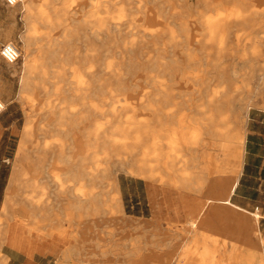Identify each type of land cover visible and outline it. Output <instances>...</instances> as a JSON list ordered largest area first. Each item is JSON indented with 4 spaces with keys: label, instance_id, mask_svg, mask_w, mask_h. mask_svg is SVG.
Returning a JSON list of instances; mask_svg holds the SVG:
<instances>
[{
    "label": "bare ground",
    "instance_id": "1",
    "mask_svg": "<svg viewBox=\"0 0 264 264\" xmlns=\"http://www.w3.org/2000/svg\"><path fill=\"white\" fill-rule=\"evenodd\" d=\"M18 5H22L28 30L24 35L25 53L21 54L25 62L19 95V101L28 106V122L18 154L22 159L34 158L35 169L25 168L15 181L13 190L7 191L0 210L1 217L6 219L12 212L18 225L28 227L33 238L43 237L36 231L46 233L51 229H60L67 237L72 235L76 239L74 244L65 237L55 246V254L59 253L62 258L59 264H112L109 256L114 258L115 263L123 259V264H161L155 232L161 226L171 227L169 215L173 207L168 204L170 199L175 197L177 202L188 200L187 195L193 188L187 175L188 156L197 153L200 162L208 163L199 167L198 173L203 175L205 170H210L218 188V191L209 192L207 200L198 202L197 210L201 212L210 204L213 211L246 224L244 239L253 238L257 243L262 240L255 231L260 214L249 213L231 202L242 168L244 121L252 102L250 95L240 100L233 111V118H217L223 105L233 110L230 99L221 100L219 90L210 93L209 117L192 122L186 114L175 116L183 101L175 103L174 99L186 98L191 89L185 86L188 73L175 69L173 66L178 62L171 60L157 65L166 68L161 70L163 80L156 87L154 96L158 106L153 108L148 94L140 100L132 96L136 90L143 88V69L154 65L149 59L144 60V47L134 46L133 43L129 47H124L125 44L117 47L130 50L119 53L118 61L105 62L100 56H95L93 61L99 70L88 72V82L79 74L70 79L64 69L60 72L47 69L55 63L51 43L36 46V24L53 25L46 9L39 0H21ZM256 16L261 17L263 25L260 28L264 29V6L259 5L251 15ZM258 39L257 35L251 38L254 52L259 48ZM44 47L48 48V52L42 55L45 57L39 64L35 63L33 52L40 53ZM33 74L41 80L38 85L30 84ZM105 75L109 77L107 86L103 83ZM52 79L58 85L51 84ZM98 93L106 94L101 101H110V105L106 104L108 110H100L89 100ZM44 99L45 102L42 101ZM97 113L107 116L101 142L97 140L95 126L98 123L92 124L91 120ZM151 121L156 126L149 130L146 127ZM52 133L60 137L59 142L45 140ZM40 138H44L42 143ZM149 138L154 149H140L150 141ZM99 143L103 149H94ZM180 171L182 173L178 174ZM130 191L131 195L146 201L148 209L146 213H141V218L126 213ZM179 204L176 210L181 208L182 204ZM40 215L44 218L41 225L36 219ZM124 225L133 228V231L139 228L138 231L144 232V235L140 239L138 235L122 233ZM180 225L179 229L188 227L195 231L197 238L183 245L176 255V262L164 264H206V259L213 258L218 251L220 241L224 246L227 240L237 242L239 236L221 234L220 230L227 229L223 219L217 222L189 220ZM20 234L19 238L15 237L14 230L10 228L11 247L16 246L23 257L33 258L38 249H45ZM129 240L133 243L128 244ZM85 243L92 245L86 253L83 250ZM256 252L264 258L260 245L246 247L242 254L243 263H252ZM91 258L98 260L91 263ZM261 262L264 264V260Z\"/></svg>",
    "mask_w": 264,
    "mask_h": 264
},
{
    "label": "rangeland",
    "instance_id": "2",
    "mask_svg": "<svg viewBox=\"0 0 264 264\" xmlns=\"http://www.w3.org/2000/svg\"><path fill=\"white\" fill-rule=\"evenodd\" d=\"M2 3L4 4L3 1ZM39 3L46 9L50 20L53 22L52 26L44 23L36 24L38 30L36 46L51 43V48L54 52L52 59L55 63L47 66V69L58 72L64 69L70 79H73L74 75L79 74L84 78V81L88 82V72L95 69L99 70L93 61L95 56H100L105 62L118 61L119 53L130 52V50L117 47H123L124 44V47H129L133 43L134 46H143L144 60L149 59L154 63L152 67L143 69L142 76L144 81L141 83L143 88L136 90V93L132 95L137 100L144 98L143 95L148 94L150 96L149 103H152L151 106L153 108L158 106L154 96L157 90L156 87L163 80L161 70L165 69L166 66L158 67L157 65L160 62L168 63L171 60H176L178 65L173 67L188 73L189 77L185 82V86L190 87L191 92L186 98L174 99L175 103L182 101L184 103H181L175 116L186 114L192 119V122L201 121L209 117L211 112L208 107V100H210V93L214 90L221 92V100L230 99L233 104L232 111L229 110L227 105H223L221 111L217 114V118L226 116L233 118L235 116L233 111L236 110L240 100L246 95H250L252 98L250 110H264V82L262 79L264 78V29L260 28L263 25V21L260 16V18L258 16H256L257 18L251 17L259 5L264 6V0H39ZM3 8L6 14L4 15L3 13V15L7 20L0 23V34L5 35V40L0 43V47L4 43L12 42L19 48L23 56L26 49L24 35L27 34L25 31L28 30L27 22L22 13V5L8 7L4 4ZM10 19H16L17 25L10 26L8 24ZM255 35L259 38V48L256 52L252 49L251 41V38L255 37ZM43 49L40 53L33 52L35 63L39 64L40 60L44 59L45 56L42 55L48 52V48L44 47ZM133 51H135V48ZM115 53L117 54L115 55ZM24 62L21 57L16 64L8 65L0 56V99L6 105L4 113L17 109L21 113L18 127V149H15V156L9 162L7 171L4 172V174H9L7 191L13 190L16 180L20 178L25 168L35 169L34 158L22 159L18 154L24 128L28 122V106L19 101L21 80L24 76ZM59 62L62 64H58ZM35 75H32L31 85H38L41 82L39 78H35ZM103 78L106 80L102 82L107 86L109 84L108 75ZM51 82L53 85H58V82L54 79ZM97 95H92L89 100L97 105L100 110H108L109 107L106 104L110 105L111 103L108 100H106V103L104 102L103 99L105 98L103 96L106 94L101 95V93H98ZM93 97L95 100H92L94 99ZM101 98H103L102 101L106 107L101 104ZM183 99L186 100L187 104ZM11 101H14L13 104L8 106ZM42 101L45 102V99ZM91 120H93L92 124L98 123L95 126L97 128V140L101 142L107 116H100L97 113L93 115ZM145 121L147 120L145 119ZM152 122H150L149 127H146L147 129L152 130L155 128L156 124ZM245 124H247V117L244 121L246 128ZM143 130L145 131L146 129ZM146 136L150 137L151 135L147 134ZM59 138V136L57 138L55 133L54 135L52 133L47 138L45 137V140L49 143L51 141L57 143ZM143 138L148 137L144 136ZM204 138L207 140V136ZM50 139L52 140L49 141ZM43 140L44 138H40V143ZM151 142L152 139L141 146L140 149H154ZM94 149L103 148L99 143V145L96 144L94 146ZM198 155L194 153L193 155L189 154L191 157L188 156L187 175L190 182L193 183V188L189 191L187 198H203L207 200L209 192L218 191V188L210 170H205L203 175L198 173L200 171L199 167H205L208 164L206 161L200 162L197 159ZM152 162L151 165L154 166L155 162ZM180 173L182 172L180 171L178 174ZM157 180L160 181L159 179ZM195 183H201V185L198 187ZM5 194L6 191L4 196ZM33 195L44 198L41 194L34 193ZM127 197L126 213L128 215L135 214L141 218V213H146L148 209L145 205L146 201L138 196L131 195V191ZM187 201L179 202L183 204L184 208L188 204L194 205V203ZM176 202L177 198L175 197L168 201V204L173 207V211L169 215L171 227L161 226L155 232V241L158 245L157 251L161 254V264L176 262V255L183 245L197 238L195 231L188 227L185 229H179V227L181 223L185 224L189 220L198 219H207L211 222L223 219L227 224V229L220 230L221 234L234 235V237L239 235L237 242L227 240L225 245L221 246L223 242L220 241V246L217 248L218 251L213 258L206 259V264H223L222 258L233 257H240L243 262V251L241 248L244 249L246 243L249 242V239H244L243 237V232L247 228L244 222L213 211L210 204L206 205L201 212L197 210V214L194 217L181 218L176 210L179 202ZM178 209L180 208L178 207ZM172 213L178 217H172ZM36 219L39 225L44 223L43 216L40 215ZM0 224L2 225L0 233V264H17L16 262L12 263L5 252L7 247L9 249L16 248V246L11 247L10 228L14 230L15 237L19 238L20 233H22L25 238H30L34 243L45 247V249L37 250L38 252L34 255L35 261H39L42 264H59L62 261L60 254H55L54 252L55 246L63 238L67 237L62 230L51 229L49 232L46 231V233L36 231L37 235L43 237L33 238L29 234L30 230L28 227L18 225L17 218L12 212L6 219L0 216ZM129 228L124 225V227H121V232L128 233L129 236H140V239L144 235V232L138 231L139 228L137 229L138 232L136 230L133 231V228ZM256 230L257 227H255ZM210 234L212 235V233ZM92 235L90 234L89 236ZM67 238L69 243H75L76 239L72 235ZM262 240L258 242L260 247L264 243L263 238ZM127 243L133 242L129 240ZM91 246V244L85 243L83 245L84 252H89V247ZM108 259L112 264H123L124 262L121 259L115 263L114 258L111 256ZM97 260L96 258H91L90 262L94 263ZM261 261L260 264H262Z\"/></svg>",
    "mask_w": 264,
    "mask_h": 264
},
{
    "label": "crops",
    "instance_id": "3",
    "mask_svg": "<svg viewBox=\"0 0 264 264\" xmlns=\"http://www.w3.org/2000/svg\"><path fill=\"white\" fill-rule=\"evenodd\" d=\"M3 7L4 4L1 1L0 23L7 20L4 16L6 14ZM8 24L16 26L17 20L10 19ZM4 36L0 34V43L5 40ZM13 102H9L8 106H11ZM20 114V110L17 109L0 115V210L3 206L2 203L5 201L6 194L4 196V193L5 191L7 193L6 187L9 180V174H4V172L7 171L9 162L15 156V149H18ZM245 125L242 168L238 183L231 197V202L249 213L258 212L260 214L256 232L264 239V110L251 109L247 116V124ZM188 199L189 201L187 202L194 203V205L188 204L184 208L182 204L183 207L181 206L177 210L181 218L194 217L197 214V203L204 200L190 197ZM171 216L178 217L173 213ZM253 245H258V243L253 238H250L249 242L246 243V247H252ZM260 248L264 251V245ZM244 249L241 248L242 251ZM5 252L12 263L42 264L39 261H35L34 257H23L22 253L12 248L9 249L7 247ZM254 256V260L250 264H260V260H264L261 253L256 252ZM222 261L223 264H230V262H232L231 264H245L241 261L240 257L222 258Z\"/></svg>",
    "mask_w": 264,
    "mask_h": 264
},
{
    "label": "built area",
    "instance_id": "4",
    "mask_svg": "<svg viewBox=\"0 0 264 264\" xmlns=\"http://www.w3.org/2000/svg\"><path fill=\"white\" fill-rule=\"evenodd\" d=\"M2 1L8 7H15L21 2V0H2ZM0 55L2 59L5 61V63H7L8 65H14L20 60L21 52L16 45L9 42L1 45ZM5 110H6V105L0 99V115L4 113Z\"/></svg>",
    "mask_w": 264,
    "mask_h": 264
}]
</instances>
